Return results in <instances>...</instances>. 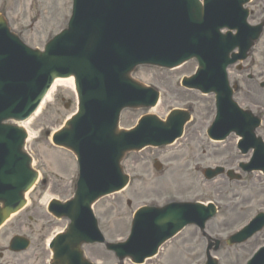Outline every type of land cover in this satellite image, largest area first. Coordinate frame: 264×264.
<instances>
[{"label":"rangeland","instance_id":"rangeland-1","mask_svg":"<svg viewBox=\"0 0 264 264\" xmlns=\"http://www.w3.org/2000/svg\"><path fill=\"white\" fill-rule=\"evenodd\" d=\"M69 4L70 0H0V14L8 17L12 29L27 44L42 49L63 25L62 14L65 11L68 13ZM247 7L250 9L249 22L254 24V0ZM244 65L248 72H254V69L264 72V48H253ZM196 66L197 62L193 60L176 70L147 66L137 69L135 76L138 79L160 90V101L153 111L125 110L121 118L122 127L134 126L148 112L164 117L171 109L185 107L188 102L193 105V115L199 126L189 135L186 143L177 148H147L127 156L124 165L131 176L129 186L116 195L99 200L94 206L100 227L109 240L123 238L135 210L145 204L163 205L171 200L213 201L220 209L215 219L208 224V232L214 236H218L217 232L234 230L244 225L256 210L264 207V176L258 178L255 173L245 174L239 170L243 180L233 183L223 176L214 181H207L203 176L204 168L216 163L227 162V167L238 169L234 163L248 161L251 153H240L233 139L216 145L200 135L201 127L208 124L212 99L183 90L179 82L183 74L193 72ZM229 75L232 83L236 79L242 80L244 87L252 89L251 95L245 93L246 89L237 93V100L242 106L256 111V104L264 105V92L254 81L245 84L248 79L244 74L242 78L238 76L235 68L229 70ZM73 99L69 88L59 87L42 112L26 125L31 134L27 148L33 155L34 167L40 171V180L28 194L26 209L14 215L0 229V246L8 243L14 233L12 228L21 224V232L30 234L34 244L23 255L6 254L0 259L2 264H45V239L54 230L62 229L67 224L66 219H60L49 226V218L42 212L44 208L41 206L47 195L64 200L74 193L78 175L76 159L71 152L53 146L48 136L75 111ZM156 161L162 163L161 170L155 169ZM128 200L132 201L131 206L127 205ZM38 205L40 215L37 216L34 209ZM30 217L33 218L30 220ZM263 242L264 232L257 235L255 242L252 239L247 244L233 248L225 245L217 253L220 264H243L254 246ZM205 249L206 242L199 236L198 229L188 226L177 239L162 249L160 257L148 264H204ZM86 254L99 264L116 262L114 255L100 245L86 247Z\"/></svg>","mask_w":264,"mask_h":264},{"label":"water","instance_id":"water-1","mask_svg":"<svg viewBox=\"0 0 264 264\" xmlns=\"http://www.w3.org/2000/svg\"><path fill=\"white\" fill-rule=\"evenodd\" d=\"M170 1L173 2V0ZM181 1L186 4V9L191 10L190 13L192 14V16L190 17V21L192 23L196 24L197 26L202 25L207 28L210 27L209 29H206L202 32V34H204L205 36L209 37L214 33L213 30H217L218 27H221V23L218 22V24L215 22L216 14L220 13V10L216 9L218 6V2H216V5L214 7V3L207 4L206 9L209 11L206 17L203 18V8L201 6L198 10L196 8V5L192 3V0ZM246 1L247 0H240V3L243 5ZM82 2L83 0H78V6L75 15H79L86 10L93 12L96 10V4L92 0H89L85 4H82ZM159 2L160 0H151V2L147 4H142V2H140V11L148 14L153 13V11L150 9V6L153 3L158 5ZM100 5L106 10L109 9L102 4ZM126 6L131 7V4L127 3ZM169 13V11L164 10L161 12L164 17H168ZM111 15L112 19L120 24L117 29L113 30L111 24L105 23L103 19L92 18L91 22L89 23V29L83 27L82 31L85 32H78V37H76V41L72 46H78L76 52H78L79 50H83L82 54L84 53V50L88 51V55L91 57L88 65L90 66L92 64L95 67L94 70L98 71L96 68L99 67L102 70L101 72L110 74V76H108V79H111L112 81L122 82L127 87H129L130 90H137L139 89V85L142 86L143 84L130 76V73L132 71L131 68H133L136 63L140 62L150 61L155 64L158 63L155 59L151 57L148 58L147 53H149L150 51H147L146 48L140 45V42H138L139 37H135L129 33L120 31L122 26L132 27L133 20L123 16V14L119 17L113 14ZM232 17L235 18V24L233 23L231 25L233 27L236 26L240 32L237 36V39H241V54H243L244 50L246 49L247 56V52H249L251 47L254 45L255 39L252 35L249 41H247V36L243 31H241V27L239 25L240 15L238 13L234 14ZM198 18L202 20H199V22L196 21ZM154 21L155 20L152 19L151 24L154 23ZM167 21H169V19L165 20L164 22ZM137 23L138 22L134 21V24ZM229 23L230 22H227V24ZM5 24L6 20L3 17H0V29L2 30L3 28L5 31V33L2 31L3 35L12 40L15 44H18L24 50L32 53L30 55L33 57L34 62H29V60L27 59L29 58V55H27L26 52L24 53V56L20 54V58L22 59V61L27 63V66L26 68L21 66L20 63L14 58L16 57V55L9 52L8 46L4 44V39H0V96L3 95L5 87L9 85L17 88V90H15L14 92L13 97L6 103L4 111L0 113V185L2 186V191L4 192V196H0V203L2 204V206L0 207V225L4 223L12 213L18 211L26 203L25 192L33 186L38 176V173L31 167L32 159L24 151V138L26 136L24 130L19 127L5 125L3 123L4 118L15 116L14 118L19 119L18 117L23 116L33 105V102L41 88L47 84V81L48 83L52 82L59 75V71L62 70L66 65H68L69 69L72 70L71 72L76 76V80L78 81L79 79V77H77L78 72L76 71L79 70V65L77 61L72 59L71 55L65 53V51L62 50L57 51L58 55H49V48L53 41H50L47 45L48 50L46 52L30 49L29 47L24 46L15 34L11 33V35ZM222 25L224 26L226 24ZM167 27L169 28L170 24H168ZM198 29L199 28H194L193 30ZM92 31L93 36H91L90 39L87 40L88 35ZM158 31H160V27L156 25V29L154 32ZM70 32H72L71 28L69 29L68 33ZM71 36L75 35L72 34ZM216 40L217 38L214 41ZM227 43L228 40L226 39V37H221L219 38L217 49L214 50V47L212 46L211 48H207L205 53H207V51L213 52L208 54L209 56H211V58L220 59L222 57H225L229 49L233 46L230 45L227 46L229 48H226ZM185 56L186 55H184L183 57ZM103 58L106 59L107 63H104ZM81 60L82 62H85L87 58H82ZM82 64L85 65V63ZM123 65L127 67L126 71L122 67ZM2 69H5L11 73H16L21 70L30 73L14 80H7L2 76ZM220 73H223V69L220 71ZM108 87L112 89L111 91L116 93L115 96H117L118 98L115 101L124 96V94L122 93L123 86L115 83H110L108 84ZM133 94L135 95L136 93ZM104 95H106L108 99L114 97L109 95L108 93H105ZM121 110L115 121L113 132L109 130L105 131L106 134H110L112 140H110L111 144L109 145V147L105 148L100 154L101 166H103V163L109 161V154L114 151L115 148L118 149L119 144H123L122 137H124L126 133L125 130H120L118 128ZM83 114L84 110L81 109L80 113L72 121H70L67 126L57 134V136L60 135L61 132L68 131V129H70V127L73 125L74 121L80 118ZM174 114H176V111L173 112L170 117H172ZM152 117L155 119H159L156 115H152ZM79 128H82V126H79ZM12 130L16 131L17 136H19L18 140L11 138V135L15 134ZM82 134L84 137L81 139V141L84 139L87 140L88 138L91 139L90 145L84 147L86 149L84 154L85 161L88 159L89 165H91L92 161L96 160L95 151L100 147V144L95 143L96 141L93 140H97L99 142L100 140H98L96 136H100V134H89L88 129H85ZM129 134H134V132H131ZM153 143L158 144L159 142ZM141 147L142 146H140V148ZM133 148L137 149L138 147ZM118 150L119 154L117 155L115 162L120 171L121 161L123 160L125 154L128 151L132 150V148L126 145ZM20 158L23 160V163L20 161ZM92 167L93 163L91 165V169L87 168V170H85V167L83 166L82 170L87 171V174L89 175L90 171H93ZM25 175L27 176V178L25 177ZM127 179L128 177L126 178V182ZM110 189H112L111 186ZM99 197L100 194L93 190V181H91L90 178L84 179L83 172L82 179L78 186L76 199L66 205H63L67 207H65V211H68L70 209L69 206H73V209L71 210L74 211V214L72 215L71 213L70 215H72L74 219V224L70 229V236L67 237V240L65 241L64 236H62L55 245V264H91L87 260H82L81 253L79 251L74 252L72 248H69V244H79V241H77V239L80 236H82L88 242H104L103 235L98 229V223L94 219L93 212L90 209L92 203ZM212 207L213 211L212 209H209V211H207L205 210L206 208L200 204L176 203L167 206L166 208L157 210L155 214L151 211H145L143 219L140 221L141 223L138 226L136 233L142 231L147 223L156 224V222L158 223V221H161L160 223H162V225H166V228L172 231H176L182 228L187 223L191 222H196L197 224L203 226L206 220L212 217L216 212L214 206ZM153 215L154 217L151 218ZM82 224L85 225V228L82 227ZM107 245H109L110 248L115 249L121 259H123L128 254L125 247H119L120 245H113L109 243ZM219 246L220 245L217 244L215 249H218ZM77 249H79V247H77ZM208 264H217L216 260H214L210 256V253Z\"/></svg>","mask_w":264,"mask_h":264},{"label":"bare ground","instance_id":"bare-ground-1","mask_svg":"<svg viewBox=\"0 0 264 264\" xmlns=\"http://www.w3.org/2000/svg\"><path fill=\"white\" fill-rule=\"evenodd\" d=\"M59 87H67V88L70 87L71 89L74 90V88H75L74 79L73 78H58V79H56L51 90L48 92L47 96L45 97V99L42 102L41 106L39 107L38 111L34 115V118H35V116L37 117L42 112L44 105H46L48 102H50L52 100V96H53L54 92H56V90ZM153 110H155V109H153ZM34 118H31L28 122L22 124V126H26L31 121H33ZM173 171H178V170H173ZM49 197L50 196L47 195L44 200L46 201ZM243 201H244V199H243Z\"/></svg>","mask_w":264,"mask_h":264},{"label":"flooded vegetation","instance_id":"flooded-vegetation-1","mask_svg":"<svg viewBox=\"0 0 264 264\" xmlns=\"http://www.w3.org/2000/svg\"><path fill=\"white\" fill-rule=\"evenodd\" d=\"M254 7L257 8L260 17L264 13V0H254Z\"/></svg>","mask_w":264,"mask_h":264}]
</instances>
